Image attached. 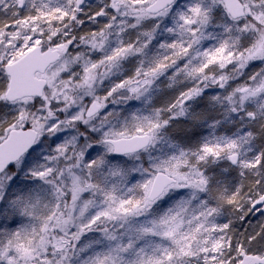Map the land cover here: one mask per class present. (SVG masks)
<instances>
[{
    "label": "snow or ice",
    "instance_id": "1",
    "mask_svg": "<svg viewBox=\"0 0 264 264\" xmlns=\"http://www.w3.org/2000/svg\"><path fill=\"white\" fill-rule=\"evenodd\" d=\"M0 264H264V0H0Z\"/></svg>",
    "mask_w": 264,
    "mask_h": 264
}]
</instances>
